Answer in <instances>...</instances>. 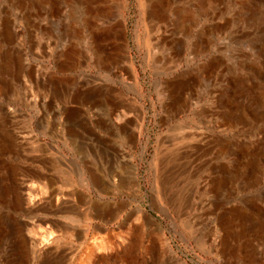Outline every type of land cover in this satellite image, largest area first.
<instances>
[{"label": "rangeland", "instance_id": "rangeland-1", "mask_svg": "<svg viewBox=\"0 0 264 264\" xmlns=\"http://www.w3.org/2000/svg\"><path fill=\"white\" fill-rule=\"evenodd\" d=\"M0 264H264V0H0Z\"/></svg>", "mask_w": 264, "mask_h": 264}, {"label": "bare ground", "instance_id": "bare-ground-1", "mask_svg": "<svg viewBox=\"0 0 264 264\" xmlns=\"http://www.w3.org/2000/svg\"><path fill=\"white\" fill-rule=\"evenodd\" d=\"M116 117H118V116H116ZM120 117H121V115H120ZM120 117H119V118H120Z\"/></svg>", "mask_w": 264, "mask_h": 264}, {"label": "crops", "instance_id": "crops-1", "mask_svg": "<svg viewBox=\"0 0 264 264\" xmlns=\"http://www.w3.org/2000/svg\"><path fill=\"white\" fill-rule=\"evenodd\" d=\"M61 206H62V205H61ZM61 206H60V207H61Z\"/></svg>", "mask_w": 264, "mask_h": 264}]
</instances>
